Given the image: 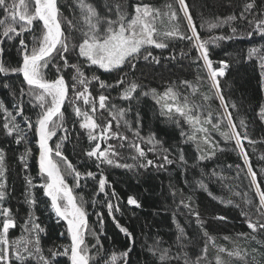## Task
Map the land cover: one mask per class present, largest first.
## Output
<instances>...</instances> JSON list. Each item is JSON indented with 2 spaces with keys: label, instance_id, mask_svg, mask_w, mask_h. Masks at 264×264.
Wrapping results in <instances>:
<instances>
[{
  "label": "trees",
  "instance_id": "16d2710c",
  "mask_svg": "<svg viewBox=\"0 0 264 264\" xmlns=\"http://www.w3.org/2000/svg\"><path fill=\"white\" fill-rule=\"evenodd\" d=\"M87 2L92 3L101 16L111 15L113 17L117 4L124 7L128 13H132V6L137 4H148L154 9H159L161 13L169 12L167 5L171 4L172 9L178 12L181 32L188 36L191 35L183 13L179 12L176 0H87ZM246 2L249 0H186L202 40H208L213 36L231 37V39L217 41L215 45L208 44L207 47L210 58L214 61L213 67L219 68V61H225L229 65L225 76L219 78L222 95L227 104V111L231 114L237 131L242 137V146L249 157L250 164L257 173L258 183L264 187V159H261L264 157V119L260 115L261 107L264 106V90L261 88L258 58L249 59L248 57L250 48L264 49V37L255 33L251 37L248 36L253 26L249 25L246 20L240 19ZM58 3L62 16L67 18L62 23L63 31L71 44L78 45L82 41L81 29H84L85 25L76 0H58ZM255 3L257 6L255 11L264 10V0H255ZM109 7L112 9L111 12ZM230 15L235 16L236 19L215 29L210 30L208 24L205 23V21H214L217 17L225 18ZM4 18V10L0 8V19ZM68 20L73 22L75 28L69 26ZM155 25L161 33L159 38L164 39L162 33L171 27L168 18L162 16L155 21ZM232 27L237 29L235 33L231 31ZM41 32L42 25L37 22L32 32L24 34L26 43L31 46L33 35L40 37ZM19 39L17 37L13 40L0 41V50H2L0 59L9 69L21 63ZM165 42L168 44L166 48L157 49L149 46L146 49V51H151L152 57L158 59V63L152 57L145 60L143 55L146 51L142 50L140 58L134 61L136 63L134 70L126 66L122 70L104 72L95 66L85 67L78 54L72 51L71 46L66 54L69 63L80 66L87 77L96 75L107 85H113L111 88L101 89L99 81H92L89 84V91L93 97H98L100 94L109 97L106 109H99L97 102V112L94 118L102 127L111 120V131L120 132L128 136L129 140L125 142L117 139L102 141L101 149L103 150L108 144L116 145V150L120 155L113 159L120 163L136 165L138 161L132 160L131 157L137 154L135 149L129 146L136 142L145 151L144 163L150 159L155 164H164L163 168L134 167L129 170L106 164L97 168L98 162L85 155L96 141L90 142L86 132L80 129L79 121L70 103L74 98L72 91L74 70L65 68L64 61L58 57L53 63L60 66L59 73L53 63L45 69L47 79H55L57 75H62L69 86V100L62 108L68 138L64 141L61 151L79 172L96 173V179H81L80 187H75L76 181L73 176L66 175V182L73 188L74 195L84 204L88 213L89 231L85 239L90 254L96 255L99 252L101 256L99 264H104V261L115 253L118 256L117 264H125V259L121 258V254L131 249L126 258L127 264H161L159 256H153L149 251V247L152 246L162 250L166 249L170 253V258L166 259L163 264H186V262L187 264H217V256L223 260L224 264H264V230L252 233L247 227L246 218L241 215L242 210L249 211L252 220L255 221L258 218L256 212L258 198L255 197L254 190H249V180L238 178L246 176L247 168L244 167L243 159L234 140L226 141L218 131L212 128L211 124L204 125L209 131L203 135L210 136L212 142L218 146L215 155L208 157L206 153L212 151L208 145H205L202 140L189 141L187 139V135L192 133V128L184 122L183 118H178L180 126H177L176 123L170 122L159 114L160 108L151 94L141 95L142 92L151 89L163 93L166 88L173 87L180 94L181 99L187 96L192 103L202 105V115L207 116L210 113V118L220 125L221 130L227 128L225 108L216 96L215 89L211 87L207 72L203 69V61L198 59L199 53L192 43L189 40L179 39H165ZM124 73H127L126 82L135 81L140 85L134 94L139 97L138 100L120 99L121 89L126 84L115 85ZM183 81H187L192 87L182 83ZM5 84L8 85L7 88ZM22 84L23 78L20 74L0 73V103H3L7 110L15 115L17 108L14 105H18L23 100V115L17 116L16 120L26 132L28 141L17 144L15 133L12 136L6 134L3 129L5 113L0 111V150L4 152L3 179L6 183L5 197L3 201H0V205L10 209L11 217L15 221V227L9 230L10 240L28 238L29 233L25 231V221L29 219L31 213L35 223L43 229L39 232L43 254L51 259L52 264H69L65 256L51 258L50 250L63 252V246L69 245L70 239L67 236L66 224L63 221L58 222V218L50 207V201L43 194V189L31 188L30 192L36 204L30 206L26 202V194L29 192L26 177H30L36 185L43 181L39 175L37 163L38 139L34 127L28 131L24 118L28 117L34 126L41 109L38 105L33 106L35 102L29 103L27 96H19ZM13 90L17 93L15 98L11 95ZM205 95L209 97L207 101L204 100ZM76 104L84 110L88 108L82 100L76 101ZM113 104L118 108L130 109L125 112L124 119L129 121L134 129L137 113H139L140 136L147 138L154 133L156 140L161 143L148 144L145 140L134 136L128 131L124 120H121L120 127H117V121L109 115V109ZM241 121L244 122L243 126ZM182 131L186 134L183 137L181 136ZM63 136L64 132L58 130L57 135L49 141V146L55 149L56 143ZM245 136L247 139H243ZM249 141L254 143H249ZM121 143H124L125 147L120 148ZM29 148L31 155L27 157L25 163H21L20 157ZM149 149L152 150L149 151ZM165 155L174 162L165 164L163 160ZM181 155L184 156L185 163L180 161ZM201 155H205L206 158L200 160ZM61 166L63 167L62 161ZM101 173L108 181L109 186L106 192L113 204L112 216L109 215L106 207L105 194H97L98 179ZM198 182H203L207 191L199 188ZM113 191L117 194L115 198L111 195ZM233 192H239L240 195H234ZM245 192L248 193V198L253 200L252 206L244 204L243 194ZM130 195L138 199L141 204L140 208L128 205L127 198ZM94 198L97 201L95 204H93ZM181 201L190 203L191 208H184ZM117 206L119 211L115 210ZM96 213H100L103 218L102 227ZM196 213L199 214V220L202 223H197ZM216 217L225 219L221 220ZM2 220L3 217L0 216V225H2ZM116 222L128 230L131 239L119 231ZM93 232L103 233L98 235L99 244ZM205 232L213 239L208 240V237L204 235ZM253 236L256 239H253ZM205 246L207 252L204 251ZM220 247L228 251L240 250L243 259L235 256L229 257L227 252L220 253L218 251ZM253 249L257 251L253 252ZM198 256L203 258L197 261ZM11 264H21V262L13 258ZM26 264H39V261L29 259ZM92 264H97V261H93Z\"/></svg>",
  "mask_w": 264,
  "mask_h": 264
},
{
  "label": "snow or ice",
  "instance_id": "6c2138e0",
  "mask_svg": "<svg viewBox=\"0 0 264 264\" xmlns=\"http://www.w3.org/2000/svg\"><path fill=\"white\" fill-rule=\"evenodd\" d=\"M179 5V12L183 13L184 20L187 22L188 31L191 35L188 36L181 32V25L179 24V15L176 10L172 9V5L167 7L169 12L161 13L159 9H154L148 4L133 5V12L128 13L124 7L120 4L116 5V10L113 16H101L96 7L87 0H76V5L79 8L80 16L85 25L84 29H81L82 41L78 44H71V41L66 36L62 28V23L66 17L62 16L61 9L59 7L58 0H0V8L4 10L5 18L0 19V41L3 39L13 40L19 37V45L21 52V63L17 67L7 68L4 66L2 59H0V73L7 75L9 72L13 74H20L23 78V84L19 90V96L28 97V102L33 103V106H39L41 111L39 112L35 125L32 121L25 117V123L27 124L28 131H31L34 127L35 135L38 138V167L39 175L42 183L36 185L30 177H26V183L29 186V192L26 194V202L30 206L36 204L34 196L31 194L30 189L34 187H40L43 189V194L50 201V207L59 221H63L66 224L67 236L70 239V244L63 246V252L54 250L51 251V258L54 259L57 256H65L69 261V264H92L93 261H97L101 258L100 253L91 255L89 246L86 244V234L89 231L88 213L84 204L80 202V199L74 195L73 188L66 182V175L73 176L76 181L75 187H80L81 179L92 178L96 179V173L88 171L87 173L79 172L75 166L63 155L61 147L64 141L68 138V130L64 127V112L62 111L65 102L69 100V86L66 83L62 75H57L55 79H47L45 75V69L48 68L50 63H53L58 57L64 61L65 68H72L74 75L72 77L74 83L72 85V91L74 98L70 101L73 106V110L77 120L79 121V127L87 134L90 142L96 141L93 147L88 150L85 155L89 158L95 159L97 168L106 164L109 166H115L118 168L133 169L134 167L148 168L157 167L163 168L164 164H155L153 160H147L143 162L145 158V151L139 143L133 142L129 146L135 149L137 155L131 157L132 160L138 161L136 165L128 163H120L113 157H118L120 153L116 150L117 146L108 144L107 147L101 149V142L110 139H117L121 142L129 140V137L121 134L120 132H112L111 120L107 125L101 126L94 114L97 112V102L99 109L103 110L108 108L107 101L108 96L100 94L98 97H93L89 91V84L92 81H99V87L101 89L111 88L113 85H107L104 81L100 80L99 76L93 75L87 77L83 69L77 64L69 63L66 54L70 50L76 52L81 58L85 67L95 66L104 72H113L122 70L126 66H130L132 70L136 68V63L142 50L147 47H155L157 49H163L168 47L165 39H179L189 40L192 46L199 53L198 59L203 61V69L207 72V79L211 83V87L215 89L216 96L220 99L221 105L225 108V118L227 119V128L225 130L220 129V125L215 123L210 117L203 116V106L192 103L187 96L182 99L180 94L173 88L168 87L163 93H158L155 89L144 91L141 93L143 96L151 94L156 105L160 108V115L165 117L170 122L176 123L180 126L178 118H183L184 122L192 128V133L187 135L189 141L202 140L205 145H208L212 149L211 152L206 153V156L211 157L215 155V150L218 147L215 145L210 136L203 135L209 131L204 127L206 124H211L212 128L219 132V134L226 141L235 142L236 148L239 149L240 156L243 159L244 167L247 168L245 177H238L241 179L249 180V190L255 191V197L258 198V205L256 206V212L258 218L253 221L249 211L241 212V215L246 218L247 227L252 233H257L260 230H264V187L257 180V173L253 170L249 157L242 146V137L237 131V126L234 124L231 114L227 111V104L222 95L219 78L225 76L226 69L229 67L225 61H219V68L213 67L214 61L210 58L208 44L215 45L217 41L231 39L226 36H213L208 40H202L194 23L193 16L190 12L189 5L186 0H176ZM255 0H249L244 4V11L240 14V19L246 20L247 23L253 26L252 31L248 32V36L251 37L254 33L264 37V10L255 11ZM109 11L112 9L109 7ZM162 16L167 17L171 27L162 33L164 39L159 38L161 33L155 25V21ZM251 17V19H249ZM235 16H228L225 18H215L214 21H205L208 24L209 29H215L224 23L235 20ZM42 25V32L40 37L33 35V42L31 46L26 43L24 34L26 32H32L36 23ZM69 26L75 28V25L71 20L67 21ZM231 31L235 33L237 29L231 28ZM2 52V50H0ZM152 57L151 51H146L143 55L145 60ZM249 59L253 57L258 58L259 67L261 70V88L264 90V49L250 48L248 51ZM153 60L158 59L152 57ZM53 66L57 67V72H60V66L53 63ZM127 73L121 75V78L116 82L115 86L125 85L121 89L120 99L122 100H138L139 97L134 95L137 89L140 87L135 81L126 82ZM182 83L192 87L187 81ZM26 85V87H24ZM6 88L7 84L4 85ZM79 86V87H78ZM82 89V90H81ZM195 92V89H193ZM13 98L17 93L13 90L11 92ZM209 97L204 96V100L207 101ZM83 101V104L88 106L87 110L82 109L76 104V101ZM17 108L15 115L7 110L3 103H0V111L5 113V121L3 123V129L8 136L16 134V143L27 141V134L20 127L16 117L23 115V100L18 105H14ZM130 109L118 108L115 104L111 105L109 109V115L117 121V127H120V121L124 120L125 126L128 131L132 132L134 136L139 137L141 140H145L148 144L156 145L161 143L156 140L155 134H151L149 137H141L138 131L141 125V118L137 113L136 128L129 121L124 119L125 112ZM260 115L264 119V106L261 107ZM243 121L241 125L243 126ZM99 129V131H97ZM58 130L64 132V136L56 143L55 149L49 146V141L57 135ZM186 134L182 131L181 136ZM247 139V137H243ZM249 143H254L249 141ZM120 148L125 147L124 143L119 145ZM152 149H149L151 151ZM167 151V149H165ZM223 151V149H221ZM31 155V149H27L25 154L20 157L21 163H25L28 156ZM56 158H59L58 160ZM205 155L199 157L200 160L205 159ZM180 161L185 163L184 156H180ZM264 159V157H261ZM165 164H171L174 161L169 159L167 155L163 157ZM63 162V167L61 166ZM26 166V165H25ZM237 167H240L237 165ZM4 152L0 150V201H3L5 197L6 183L4 177ZM215 175V173H213ZM108 181L106 177L101 173L98 179L97 194H105L106 207L110 216L113 215V204L111 199L108 198L106 188L108 187ZM199 188L207 191V187L203 182H198ZM231 191V189H229ZM234 195L239 196V192H233ZM112 197H116L115 191L112 192ZM244 204L252 206L253 200L248 198V193L243 194ZM97 203L96 199H93V204ZM127 203L130 206L140 208L141 204L135 196H128ZM231 203V201H229ZM184 208H191L190 203L181 201ZM116 211H119L117 206ZM99 218L101 227L103 226V218L100 213H96ZM197 217V223H202L199 220V214H195ZM0 216L3 217L2 225H0V264H11L13 258L21 264H26L29 259H38L39 264H52L51 259L43 254V250L40 246L39 232L43 231L38 223H35L34 218L29 216V219L25 221V231L29 233L28 238L21 237L16 240L9 239V230L15 227V221L12 219L10 209L2 207L0 205ZM217 219H225L224 217H216ZM30 225V227H29ZM116 227L121 233L131 239V234L128 230L116 222ZM181 233L183 230L181 229ZM93 232V235L97 236V244L100 243L98 235ZM63 235V233H61ZM204 235L208 237V240L213 238L208 236L205 232ZM256 239L255 236L252 237ZM225 239H229L225 237ZM102 248V246H101ZM125 251L121 254V258L125 259L129 252ZM149 251L153 256H159L161 264L170 258V253L166 249H159L158 247H149ZM207 252V247L204 249ZM220 253L227 252L229 257L235 256L238 259H243L240 250L236 249L228 251L224 247L218 249ZM253 252L257 249H253ZM247 255V253H244ZM202 256H198L196 259L199 261ZM118 256L113 253L104 264H117ZM217 264H224L223 260L217 256ZM187 264V262H186Z\"/></svg>",
  "mask_w": 264,
  "mask_h": 264
},
{
  "label": "rangeland",
  "instance_id": "374dc122",
  "mask_svg": "<svg viewBox=\"0 0 264 264\" xmlns=\"http://www.w3.org/2000/svg\"><path fill=\"white\" fill-rule=\"evenodd\" d=\"M37 163H38V160H37Z\"/></svg>",
  "mask_w": 264,
  "mask_h": 264
}]
</instances>
